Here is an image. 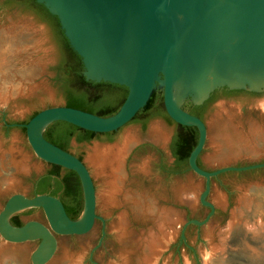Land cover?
<instances>
[{
	"label": "rangeland",
	"instance_id": "1",
	"mask_svg": "<svg viewBox=\"0 0 264 264\" xmlns=\"http://www.w3.org/2000/svg\"><path fill=\"white\" fill-rule=\"evenodd\" d=\"M64 53L53 25L38 11L0 0V96L7 99L0 103V212L13 195L33 196L52 171L34 154L24 128L12 125L66 105ZM217 97L204 114L208 139L200 164L216 171L264 163V94L220 92ZM142 120L139 116L121 128L111 143L106 135L71 141L70 150L96 182L97 213L106 225L98 222L83 236H56L57 250L48 264H241L240 256L253 264L264 257V169L213 179L206 200L215 206L214 216L203 227L189 226L183 238L188 221H203L210 213L200 201L205 179L187 168L170 173L176 122L166 116L145 125ZM66 174L62 170L60 177ZM20 214L25 225L50 229L42 208L13 216ZM39 244L8 243L0 236V264H33Z\"/></svg>",
	"mask_w": 264,
	"mask_h": 264
},
{
	"label": "water",
	"instance_id": "2",
	"mask_svg": "<svg viewBox=\"0 0 264 264\" xmlns=\"http://www.w3.org/2000/svg\"><path fill=\"white\" fill-rule=\"evenodd\" d=\"M36 1L59 19L71 48L82 59L85 78L125 86L128 96L111 117L63 106L44 109L27 124L12 125L26 129L27 140L39 159L75 172L84 195L83 213L76 221L52 196L16 194L7 201L0 212V236L14 244L40 240L33 264H48L57 250L56 236L86 235L96 220L105 228V220L97 215L96 188L88 167L44 138L47 128L56 122L96 134L116 132L162 88L169 118L199 132L188 163L193 173L205 179L200 201L210 209L205 220H190L183 226V238L189 226L203 227L214 216L216 208L206 200L213 179L229 172L264 169V163L216 171L200 168L197 161L206 147L208 128L184 110L188 101L203 105L222 88L264 94V0ZM28 208H42L50 229L36 222L23 227L10 224L14 214ZM104 236L105 232L100 244ZM258 257L251 262L264 264V257ZM240 261L246 264L247 260L240 256Z\"/></svg>",
	"mask_w": 264,
	"mask_h": 264
},
{
	"label": "trees",
	"instance_id": "3",
	"mask_svg": "<svg viewBox=\"0 0 264 264\" xmlns=\"http://www.w3.org/2000/svg\"><path fill=\"white\" fill-rule=\"evenodd\" d=\"M12 1L38 11L53 25V28L63 43L66 53L63 54L64 56L60 69L61 72L65 71L67 77L63 80V89L67 95V103L65 107L78 109L100 117H111L115 115L122 107L128 96V88L106 82L96 83L88 81L83 75L85 68L82 59L71 48L69 41L65 37L64 31L61 28L59 19L56 16H53L43 5L38 4L36 0ZM219 91L220 89L212 93L209 100L200 106H195L191 101H188L184 106V110L203 121L204 114L207 112L210 105L219 100L217 97L220 93ZM222 92L226 95H234L239 92L247 91L222 88ZM38 113H35L30 120ZM139 115L144 117L145 123L155 117L161 116H166L168 120L172 121L166 113L163 93L160 91L154 92L147 106L141 110L134 119H137ZM29 121L27 123H29ZM178 127L179 133L171 146L172 154L175 157V165L174 168L170 170V173L176 175L181 173L180 170L186 168L190 170L188 163L189 157L199 141V132L196 127H186L179 124ZM24 131L26 132L25 128ZM98 135L105 134H96L64 122H56L47 128L44 133V138L48 142L67 152V150L70 149V143L73 139H75L78 143H85L93 141ZM197 163L198 166H200L199 159ZM62 169L63 168L60 166L53 165V171L49 172L37 185L36 196L45 195L49 192H52L53 196H57L61 190L65 188L62 180L60 179V172ZM70 175L73 178L66 177L63 179V181L67 183L69 182L68 179L72 180V182H69L67 189L64 190L65 196L74 197L77 203L81 204V206L78 209L66 206L65 210L70 219L76 221L81 217L84 209L83 189L81 181L78 179V175L73 171Z\"/></svg>",
	"mask_w": 264,
	"mask_h": 264
},
{
	"label": "flooded vegetation",
	"instance_id": "4",
	"mask_svg": "<svg viewBox=\"0 0 264 264\" xmlns=\"http://www.w3.org/2000/svg\"><path fill=\"white\" fill-rule=\"evenodd\" d=\"M19 1V0H18ZM22 1H25V0H22ZM219 92H222V89H220V91ZM223 93V92H222ZM239 93H244V92H239ZM239 93H237V94H239ZM140 116V115H139ZM204 119V118H203ZM137 119H133L130 123H128L126 126H128V125H130V124H132V123H134L135 121H136ZM204 122H205V119L203 120ZM139 122H140V120H139ZM142 123L145 125L146 123H145V121H143L142 120ZM126 126H124V127H126ZM123 127V128H124ZM122 128V129H123ZM121 130V129H120ZM120 130H118V131H116V132H112V133H108V134H105L106 136H109L110 138L108 139V143H111L112 142V140H113V137L120 131ZM102 136V135H101ZM112 137V138H111ZM176 138V137H175ZM174 138V139H175ZM174 141V140H173ZM173 143V142H172ZM171 146H172V144H171ZM67 152H69V153H71L72 155H74L75 157H77L78 159H80L82 162H83V160L78 156V155H76V154H74L70 149H68L67 150ZM171 155H172V157H173V159L175 160V157L173 156V154H172V151H171ZM199 159V158H198ZM84 163V162H83ZM51 165V167H52V171H53V165L52 164H50ZM199 167L200 168H202L203 170H205V168L200 164V162H199ZM62 170H65L66 171V176H63V178H61L60 177V179L62 180V182H63V184H64V186H65V188L64 189H62L61 190V192L57 195V196H53L52 195V192H49V193H47V194H45V195H48V196H52V197H55V198H57V199H59L61 202H62V204L64 205V207H66V206H68L69 208H73V209H75V208H79L80 206H81V204H78L77 203V201L75 200V198L74 197H72V196H69V197H66L65 196V192H64V190H66L67 189V187H68V185H69V182H72V180L71 179H68L69 180V182L67 183V182H64L63 181V179H65L66 177L68 178V177H71V178H73L70 174H71V172L72 171H70V170H66V169H62ZM90 171V170H89ZM191 171V170H190ZM49 173V172H48ZM47 173V174H48ZM61 173V172H60ZM46 174V175H47ZM90 174H91V176H92V173H91V171H90ZM45 175V176H46ZM44 176V177H45ZM43 177V178H44ZM42 178V179H43ZM42 179H41V181H42ZM78 179H79V177H78ZM92 179H93V181H94V185H95V188H96V194H97V186H96V182H95V180H94V178H93V176H92ZM79 181H80V179H79ZM37 188V187H36ZM37 195V193H36V189H35V193H34V195L33 196H31V197H29V198H32V197H35ZM83 205H84V195H83ZM97 215H98V213H97ZM24 215H22V214H20V215H15V216H13V217H11V219H10V224L12 225V226H14V227H23V226H25V223L23 222V220H22V217H23ZM99 216V215H98ZM100 217V216H99ZM40 222V221H39ZM98 222H101L100 220H96V222H95V225L98 223ZM102 223V222H101ZM103 224V223H102ZM105 225H106V222H105ZM95 227V226H94Z\"/></svg>",
	"mask_w": 264,
	"mask_h": 264
},
{
	"label": "bare ground",
	"instance_id": "5",
	"mask_svg": "<svg viewBox=\"0 0 264 264\" xmlns=\"http://www.w3.org/2000/svg\"><path fill=\"white\" fill-rule=\"evenodd\" d=\"M7 101V99L4 97V98H2L1 96H0V103L1 102H3V101ZM263 106H264V103L262 104ZM259 230H261V228H259ZM49 249H46V251L45 252H47Z\"/></svg>",
	"mask_w": 264,
	"mask_h": 264
}]
</instances>
